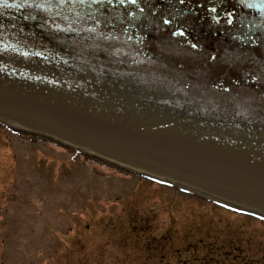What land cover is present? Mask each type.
Returning <instances> with one entry per match:
<instances>
[{"label":"water","instance_id":"water-1","mask_svg":"<svg viewBox=\"0 0 264 264\" xmlns=\"http://www.w3.org/2000/svg\"><path fill=\"white\" fill-rule=\"evenodd\" d=\"M0 125L264 219V0H0Z\"/></svg>","mask_w":264,"mask_h":264},{"label":"rangeland","instance_id":"rangeland-1","mask_svg":"<svg viewBox=\"0 0 264 264\" xmlns=\"http://www.w3.org/2000/svg\"><path fill=\"white\" fill-rule=\"evenodd\" d=\"M0 264H264V222L0 126Z\"/></svg>","mask_w":264,"mask_h":264},{"label":"snow or ice","instance_id":"snow-or-ice-1","mask_svg":"<svg viewBox=\"0 0 264 264\" xmlns=\"http://www.w3.org/2000/svg\"><path fill=\"white\" fill-rule=\"evenodd\" d=\"M94 2H95V0H94Z\"/></svg>","mask_w":264,"mask_h":264}]
</instances>
